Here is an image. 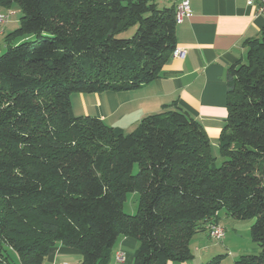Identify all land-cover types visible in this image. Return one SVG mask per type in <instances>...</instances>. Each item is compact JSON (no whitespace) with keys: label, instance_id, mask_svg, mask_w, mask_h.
Listing matches in <instances>:
<instances>
[{"label":"trees","instance_id":"obj_1","mask_svg":"<svg viewBox=\"0 0 264 264\" xmlns=\"http://www.w3.org/2000/svg\"><path fill=\"white\" fill-rule=\"evenodd\" d=\"M15 3L23 15L0 55V264H11V251L22 264H48L58 245L81 253L80 264H110L123 237L138 242L133 264L182 263L224 210L256 219L260 252L234 264H264V29L227 70L219 166L201 123L178 105L131 133L73 112V94L131 91L160 77L177 49L174 8L157 0L0 7ZM131 193L134 215L125 212Z\"/></svg>","mask_w":264,"mask_h":264},{"label":"crops","instance_id":"obj_2","mask_svg":"<svg viewBox=\"0 0 264 264\" xmlns=\"http://www.w3.org/2000/svg\"><path fill=\"white\" fill-rule=\"evenodd\" d=\"M181 1L157 0V3L160 8L177 10ZM188 1L192 16L175 29L176 48L184 52L183 57L173 55L163 67L160 77L139 89L83 96L82 100L89 106L87 115L82 117H97L110 127L131 133L144 117L178 105L201 123L211 141L214 155L215 149H219L218 141L229 115L227 70L246 59L244 43L247 39L261 37L264 17L258 15L256 3L248 4L246 0ZM226 220L233 221L228 216ZM218 223L226 229L221 212ZM235 233L238 234L237 229ZM237 237L233 239L240 242L236 249L239 255L226 253L232 255L233 262L239 256L260 252L250 241L251 238ZM232 243L226 238L221 245H214L206 230L192 238L190 247L194 257L191 260L168 264H207L216 257L224 256L233 248ZM137 248L136 239L121 238L110 264H115V256L120 251L125 254L124 264H133ZM76 254H79L77 250L58 245L51 249L49 262L55 263L61 256ZM227 259L224 257L221 264Z\"/></svg>","mask_w":264,"mask_h":264},{"label":"rangeland","instance_id":"obj_3","mask_svg":"<svg viewBox=\"0 0 264 264\" xmlns=\"http://www.w3.org/2000/svg\"><path fill=\"white\" fill-rule=\"evenodd\" d=\"M23 12L22 9L20 8L19 4L15 3L13 4L11 9H6L3 7H0V16H8L7 21L2 24L0 23V55H3L4 53H6L7 51V46L5 45L4 42V35H2V33H8L11 32L13 30H15L16 28H18L19 26V22H20V18L22 17ZM135 32V29L130 30L129 32L121 35V37L123 38H130ZM83 96H85L84 98H86V96H90L89 94H81V93H76L73 94L71 97L72 100V108H73V112L77 117L80 116H84L87 115L86 113V109L88 108L89 105H87V103H85L82 98ZM89 98V97H88ZM87 117V116H85ZM214 156L217 157V165H221L223 162V158L220 155V149H215L214 151ZM138 172V167L135 168V173ZM138 203H139V194L138 193H131L128 195L127 201L125 202V212L129 215H134L137 212L138 209ZM226 216L227 213L226 211H222L221 212V217L223 220V223H226V225H224L226 227V238H228V242L230 241L233 242L232 243V247L230 248L229 251L225 252L224 257L228 258L223 264H234L235 262H233L232 258L230 257L232 255L226 254V253H234L235 256L239 255L236 251V249L238 248L237 244L240 245V242H236L233 238H239L237 237L240 236V238H246V239H250V241H252V237H251V229H252V225L255 223L256 219H252V220H246V221H236L233 220L231 222H228L226 220ZM235 229L238 230V234L235 233ZM213 243L214 245H221V242L216 241L214 239ZM226 241V239L224 240V242ZM246 244V243H245ZM62 246V245H61ZM50 256V255H49ZM48 256V264H80L82 261V255L81 253L76 254V255H64L61 256L58 262H49V257ZM241 256H239L236 260H238ZM9 261L11 264H22L18 254L15 251H11L9 252Z\"/></svg>","mask_w":264,"mask_h":264},{"label":"built area","instance_id":"obj_4","mask_svg":"<svg viewBox=\"0 0 264 264\" xmlns=\"http://www.w3.org/2000/svg\"><path fill=\"white\" fill-rule=\"evenodd\" d=\"M248 4H257L258 15L264 17V0H246ZM192 16V11L190 7V2L188 0H182L176 10V23L177 25L182 24L185 19ZM8 19V16H0V23L4 24ZM4 33H2L3 35ZM176 57H183L184 52L182 50L176 49L173 54ZM208 232L212 239L219 241L221 243L226 239V229L220 224H210L208 226ZM115 264H124L126 261L125 254L120 251L115 256Z\"/></svg>","mask_w":264,"mask_h":264}]
</instances>
